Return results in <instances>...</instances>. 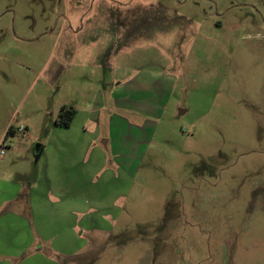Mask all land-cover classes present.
<instances>
[{
    "label": "rangeland",
    "instance_id": "obj_1",
    "mask_svg": "<svg viewBox=\"0 0 264 264\" xmlns=\"http://www.w3.org/2000/svg\"><path fill=\"white\" fill-rule=\"evenodd\" d=\"M1 151L0 264H264V0H0Z\"/></svg>",
    "mask_w": 264,
    "mask_h": 264
},
{
    "label": "crops",
    "instance_id": "obj_2",
    "mask_svg": "<svg viewBox=\"0 0 264 264\" xmlns=\"http://www.w3.org/2000/svg\"><path fill=\"white\" fill-rule=\"evenodd\" d=\"M9 127H10V125L8 126V128ZM38 149L41 151V150H44L45 148L42 144H40L38 146ZM49 164L50 163L45 164V166L42 169L41 175L43 178L51 175V171H50V168L48 166ZM47 181H49V180L47 179ZM45 191H47V189L44 190V187H43V189L39 195V192H37V190L34 191V189H33L32 191H29L30 193L27 194V199H26L23 196L24 195L23 189L19 188L11 197H8V198L3 200V202L0 205V209L5 207L6 205H15L17 203L16 200L19 198L20 199L19 202H21L20 205L24 204V207H22L21 211H24V212L28 211L31 213L33 211V206H32L33 201H34V204H36L35 200L40 199L39 197H41L42 201L44 202V198L47 195V193ZM32 196H33V198H32ZM13 203H15V204H13ZM19 211H20V209L16 211L15 207H11L9 210H4V212L3 211H1V212L13 215V214L18 213ZM14 238H16V237H14ZM14 238H13V240H10V242H9V243H11L10 244L11 245V252L13 255L10 254V256H8V255L6 256V259L9 258L8 261H11V263H12V259H14V257H15L14 255L16 253L23 252L26 249L30 253V258H29L30 262L28 264H64L61 262V259L57 256L58 254L55 253L54 251H52L51 248L50 249L47 248L45 250V249H43L42 246L34 247L38 243L39 240H14ZM21 245L23 246L22 248H21Z\"/></svg>",
    "mask_w": 264,
    "mask_h": 264
},
{
    "label": "trees",
    "instance_id": "obj_3",
    "mask_svg": "<svg viewBox=\"0 0 264 264\" xmlns=\"http://www.w3.org/2000/svg\"><path fill=\"white\" fill-rule=\"evenodd\" d=\"M77 114V110L73 107L63 106L62 111L60 113V118L57 119V123L61 126H70L73 122L75 116ZM16 130L13 126L8 128V132L5 138L8 136L9 133H15Z\"/></svg>",
    "mask_w": 264,
    "mask_h": 264
},
{
    "label": "built area",
    "instance_id": "obj_4",
    "mask_svg": "<svg viewBox=\"0 0 264 264\" xmlns=\"http://www.w3.org/2000/svg\"><path fill=\"white\" fill-rule=\"evenodd\" d=\"M24 127H19L17 130L19 131V132H23L24 131ZM3 143H4V141H3ZM2 146V145H1ZM0 153H4V151H1Z\"/></svg>",
    "mask_w": 264,
    "mask_h": 264
},
{
    "label": "water",
    "instance_id": "obj_5",
    "mask_svg": "<svg viewBox=\"0 0 264 264\" xmlns=\"http://www.w3.org/2000/svg\"><path fill=\"white\" fill-rule=\"evenodd\" d=\"M184 112V110H181V113H183ZM105 142H106V140H105Z\"/></svg>",
    "mask_w": 264,
    "mask_h": 264
}]
</instances>
